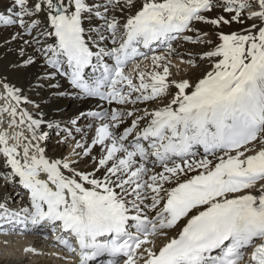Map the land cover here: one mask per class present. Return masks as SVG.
Returning <instances> with one entry per match:
<instances>
[{
  "label": "snow or ice",
  "instance_id": "1",
  "mask_svg": "<svg viewBox=\"0 0 264 264\" xmlns=\"http://www.w3.org/2000/svg\"><path fill=\"white\" fill-rule=\"evenodd\" d=\"M13 233L66 264H264V0H0Z\"/></svg>",
  "mask_w": 264,
  "mask_h": 264
},
{
  "label": "bare ground",
  "instance_id": "2",
  "mask_svg": "<svg viewBox=\"0 0 264 264\" xmlns=\"http://www.w3.org/2000/svg\"><path fill=\"white\" fill-rule=\"evenodd\" d=\"M64 107H68L67 103ZM27 247H34L41 254L25 253L24 249ZM44 247L41 240L32 236L0 235V264H66V261L56 255L48 254Z\"/></svg>",
  "mask_w": 264,
  "mask_h": 264
},
{
  "label": "rangeland",
  "instance_id": "3",
  "mask_svg": "<svg viewBox=\"0 0 264 264\" xmlns=\"http://www.w3.org/2000/svg\"><path fill=\"white\" fill-rule=\"evenodd\" d=\"M236 27H238V26H234V28H236ZM228 29H226V31H227Z\"/></svg>",
  "mask_w": 264,
  "mask_h": 264
}]
</instances>
